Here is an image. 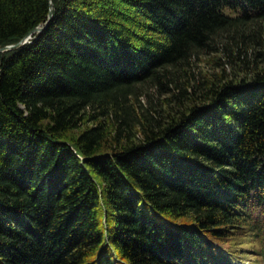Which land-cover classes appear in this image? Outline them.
<instances>
[{
	"label": "trees",
	"instance_id": "16d2710c",
	"mask_svg": "<svg viewBox=\"0 0 264 264\" xmlns=\"http://www.w3.org/2000/svg\"><path fill=\"white\" fill-rule=\"evenodd\" d=\"M52 2L0 51V264L262 254L264 0ZM49 9L0 0V47Z\"/></svg>",
	"mask_w": 264,
	"mask_h": 264
},
{
	"label": "rangeland",
	"instance_id": "374dc122",
	"mask_svg": "<svg viewBox=\"0 0 264 264\" xmlns=\"http://www.w3.org/2000/svg\"><path fill=\"white\" fill-rule=\"evenodd\" d=\"M217 60V55L216 54H208V55H203L201 57V61L199 60L198 62V67L196 70H203L204 72L208 73H213V72H219V67L216 66L215 61ZM155 100L159 104H162L159 97L156 93L154 94ZM164 97V96H163ZM141 100L144 104H148L147 98L145 96L141 97ZM165 108V105L163 106ZM245 232L244 231H239L238 234L236 235L237 237L234 239L235 242L237 243V250H242L240 251L242 255V259L239 260L238 264H264V247L262 254L259 253V251H256L259 249V239L258 238H253V239H245L243 238V235ZM248 244V246L246 245ZM247 254H253L251 256H247Z\"/></svg>",
	"mask_w": 264,
	"mask_h": 264
},
{
	"label": "water",
	"instance_id": "95a60500",
	"mask_svg": "<svg viewBox=\"0 0 264 264\" xmlns=\"http://www.w3.org/2000/svg\"><path fill=\"white\" fill-rule=\"evenodd\" d=\"M50 1V9H49V14H48V19L45 23H42L36 27H34L22 40H20L19 42L17 43H14V44H9V45H5L3 47H0V51H5V50H9V49H12V48H15L17 46H20L21 44L25 43L34 33H37V32H41L43 31L47 24L49 23V21L53 18V2L52 0H49Z\"/></svg>",
	"mask_w": 264,
	"mask_h": 264
}]
</instances>
